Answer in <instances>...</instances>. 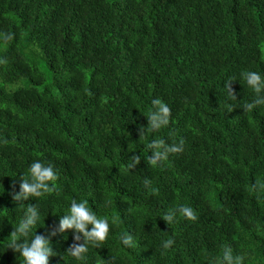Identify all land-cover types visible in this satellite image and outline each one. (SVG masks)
<instances>
[{"label":"trees","instance_id":"1","mask_svg":"<svg viewBox=\"0 0 264 264\" xmlns=\"http://www.w3.org/2000/svg\"><path fill=\"white\" fill-rule=\"evenodd\" d=\"M7 32L14 38L0 40L8 61L0 65V264H24L9 248L26 211L13 195L35 160L59 174L58 192L24 202L37 205L29 239H49V264H208L224 245L247 254L246 264H264V199L251 191L264 180V105L242 110L256 94L241 76L264 77V0H0ZM155 98L170 107V123L139 140ZM157 137L182 139L184 152L149 166L147 143ZM133 155L141 162L129 171ZM73 199L109 217L107 242L89 245L84 261L67 254L71 230L50 235ZM181 205L198 219L177 215L167 226L160 217ZM125 232L135 247L121 244ZM169 238L174 245L162 255Z\"/></svg>","mask_w":264,"mask_h":264},{"label":"clouds","instance_id":"2","mask_svg":"<svg viewBox=\"0 0 264 264\" xmlns=\"http://www.w3.org/2000/svg\"><path fill=\"white\" fill-rule=\"evenodd\" d=\"M14 36L11 32L0 33V40L8 43L13 40ZM7 59L0 58V65H6ZM243 80L256 94V98L252 102H245L242 106L244 112H251L257 106L264 105V77L258 72L245 71L241 73ZM232 80H228L224 84L230 99L236 100L231 84ZM152 110L146 116L148 126L146 129H140L139 140L145 139L147 134L167 127L170 123L171 109L160 98L152 100ZM227 113L233 111L230 104L225 105ZM4 143H7L5 140ZM147 149L151 155L147 158V163L151 167L161 166L167 162L170 155H178L184 152V141L181 139L179 143L167 144L163 138L157 137L147 143ZM141 162V157L133 155L126 168L130 171ZM59 174L51 163H43L40 160H35L29 167L28 176L21 177L20 190L13 195V200L21 207H26L25 214L10 233L11 244L9 248L19 254L24 261V264H49V258L53 257V251L49 239L42 235H34L29 239L30 233L36 228L39 219V211L36 206L27 205L24 202L29 199L38 200L52 193L59 191L57 181ZM146 187L151 186L150 180L144 181ZM152 194H158L159 190L151 189ZM251 191L255 194L257 200L264 199V180L257 178L255 183L251 185ZM179 215L188 221H196L198 219L195 210L187 205H181L174 210H169L166 214L160 217L166 222L167 226L171 225ZM112 223L116 224L115 217L111 218ZM71 230L74 233V243L68 250L67 254L71 255L76 260H86V254L89 250V245L97 249L101 248L108 239L110 225L109 217L98 218L95 212L88 206V201H80L73 199L70 203V209L67 214L60 216L58 229L54 230L50 235H56V232L63 233ZM83 238V243H79ZM120 242L125 247H135L133 237L127 232L122 233L119 237ZM174 245L172 238L162 241L163 252L166 254ZM249 259L247 254H233L230 246L224 245L220 256L208 257V264H246Z\"/></svg>","mask_w":264,"mask_h":264},{"label":"rangeland","instance_id":"3","mask_svg":"<svg viewBox=\"0 0 264 264\" xmlns=\"http://www.w3.org/2000/svg\"><path fill=\"white\" fill-rule=\"evenodd\" d=\"M44 71L46 72V75H47V77H48V79L50 81L51 80V72L46 70V69H44Z\"/></svg>","mask_w":264,"mask_h":264}]
</instances>
